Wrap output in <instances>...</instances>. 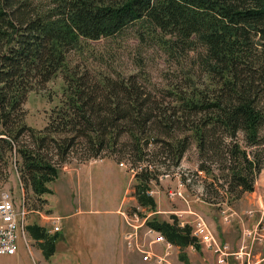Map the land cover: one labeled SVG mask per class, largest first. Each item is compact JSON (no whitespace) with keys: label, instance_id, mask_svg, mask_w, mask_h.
Segmentation results:
<instances>
[{"label":"trees","instance_id":"obj_1","mask_svg":"<svg viewBox=\"0 0 264 264\" xmlns=\"http://www.w3.org/2000/svg\"><path fill=\"white\" fill-rule=\"evenodd\" d=\"M132 25L177 58L176 79L157 89L144 73L71 66L72 55L91 56V42ZM190 52L197 55L184 66ZM59 73L62 98L34 130L26 97ZM192 146L207 188L234 201L253 192L264 170V0H0V187L16 171L38 202L26 205L30 214L69 160L105 157L129 165L137 206L154 212L150 184ZM145 225L181 253L200 249L192 227L175 218ZM27 232L45 259L54 254L56 233L29 221Z\"/></svg>","mask_w":264,"mask_h":264},{"label":"rangeland","instance_id":"obj_2","mask_svg":"<svg viewBox=\"0 0 264 264\" xmlns=\"http://www.w3.org/2000/svg\"><path fill=\"white\" fill-rule=\"evenodd\" d=\"M144 36L138 35V26H129L112 39L91 42V56L74 54L70 64L108 75L144 73L159 89L179 76L181 63L167 56L155 40ZM196 55L190 52L183 65L190 66ZM195 69L196 66L191 68ZM63 86L59 73L41 89L27 95L23 105L27 126L34 130L44 128L50 111L62 98ZM197 167L198 155L192 146L178 168L159 169L158 181L150 184L148 192L156 203L153 212L137 206L133 197L134 174L126 162L118 164L107 157L84 163L71 159L47 185L51 193L42 196L45 202L40 212L31 213L28 219L30 225L43 227L48 235L57 234L54 254L45 259L39 243L27 232L25 243L29 248L20 245L16 256H0V264H154L142 262L141 255L126 248L124 232L143 222L139 230L142 234L148 228L147 219L171 223L175 218L178 226L191 228L198 217L228 255L220 256L204 246L199 250L188 247L182 251L186 255L183 261L180 258L183 253L174 248L172 264H264V170L257 175L253 192L243 193L234 201L218 187L207 188L205 185L211 180ZM17 177L16 171L9 169V178L0 187V197L7 193L16 205L24 200L34 208L38 202L30 191L26 194L21 189ZM55 216H61L55 225L58 232L53 231V225L45 218ZM86 233L93 239L87 241L94 248L85 243ZM145 245L155 254L164 249L161 243Z\"/></svg>","mask_w":264,"mask_h":264},{"label":"built area","instance_id":"obj_3","mask_svg":"<svg viewBox=\"0 0 264 264\" xmlns=\"http://www.w3.org/2000/svg\"><path fill=\"white\" fill-rule=\"evenodd\" d=\"M28 211L25 201L23 200L19 205L13 201L9 194H2L0 197V256H16L19 252L20 245H25V238L28 226ZM43 217V215H40ZM53 225V231L58 232L59 227L55 226L59 222L57 217H45ZM183 224H181L182 226ZM144 226H130L131 230L124 232L123 242L126 248L141 255L142 262H153L154 264H172V254L176 247L170 245L164 237L150 229H143L142 234L139 230ZM192 237L196 244L204 246L207 250H213L219 253L220 256L228 255L224 253V246H218L215 236L208 230L206 224L199 217L192 223ZM156 245L161 243L164 249L160 254H155L150 248L145 245ZM147 246V247H146ZM192 248V247H190ZM222 262V260L220 259Z\"/></svg>","mask_w":264,"mask_h":264},{"label":"crops","instance_id":"obj_4","mask_svg":"<svg viewBox=\"0 0 264 264\" xmlns=\"http://www.w3.org/2000/svg\"><path fill=\"white\" fill-rule=\"evenodd\" d=\"M78 213H81V211H79ZM55 217H57V216H55ZM57 218H59V222H60L61 216L60 217L58 216ZM113 232H112V242H113L112 244H114V241H115V234H113ZM80 233L82 234V232H80ZM85 238H87L86 241H85V243L88 245V247L94 248L93 244L91 242L88 243V241H87V240H90V241L93 242V239L92 238L87 237V233H86Z\"/></svg>","mask_w":264,"mask_h":264}]
</instances>
